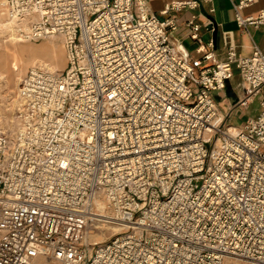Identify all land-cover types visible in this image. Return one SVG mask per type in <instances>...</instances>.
Returning a JSON list of instances; mask_svg holds the SVG:
<instances>
[{"label": "built area", "instance_id": "1", "mask_svg": "<svg viewBox=\"0 0 264 264\" xmlns=\"http://www.w3.org/2000/svg\"><path fill=\"white\" fill-rule=\"evenodd\" d=\"M252 2L238 25L264 35V8L240 13ZM200 4L161 19L147 0H7L20 37L61 36L67 63L30 67L17 130H0V264H264V51L241 57L224 32L220 61L192 15L193 55L175 13ZM229 85L234 107L261 94L257 117L223 114L214 93ZM100 197L126 229L87 243Z\"/></svg>", "mask_w": 264, "mask_h": 264}, {"label": "rangeland", "instance_id": "2", "mask_svg": "<svg viewBox=\"0 0 264 264\" xmlns=\"http://www.w3.org/2000/svg\"><path fill=\"white\" fill-rule=\"evenodd\" d=\"M20 25L10 21L7 0H0V130L13 135L17 130L15 110L18 102L21 80L34 64L42 62L54 69H63L67 63V50L61 36L40 40L22 39ZM58 54V55H57ZM59 57V58H58ZM237 80L234 79V85ZM220 92H215L217 98ZM260 98L253 101V106H260ZM246 121L245 114L234 113L233 125ZM110 218L94 221L89 229V243L105 241L116 235L121 227L116 225L114 213L108 205ZM94 224V225H93ZM91 248V246H90ZM44 264V261L41 262ZM223 264H254L243 257H225Z\"/></svg>", "mask_w": 264, "mask_h": 264}, {"label": "crops", "instance_id": "3", "mask_svg": "<svg viewBox=\"0 0 264 264\" xmlns=\"http://www.w3.org/2000/svg\"><path fill=\"white\" fill-rule=\"evenodd\" d=\"M150 8L161 19H165L167 15H162L161 11L165 8V5L174 1L185 0H147ZM200 8L197 9H184L181 12L175 13L179 19L178 28L173 32L174 37L181 42L187 49L193 54L197 55L195 49L197 43L189 37L190 28L186 26V21L191 18L192 15H196L195 22L202 26L199 34L202 39V44L205 48L211 49V45L216 52V55L220 61L226 60L223 47V33L231 32L233 40L237 45V53L241 57H247L252 54L253 47L257 44L264 51V35L263 27L256 25H247L245 28H240L236 19V5L241 0H200ZM264 8V0H253V2L244 7L240 13L243 17H257L259 12ZM171 14H174L171 12ZM213 20L218 27V38L216 44L213 41V32L209 31L206 26L209 23L208 20ZM235 77L231 81V85L236 87L239 83L240 75L238 70L235 71ZM0 76L2 74L0 73ZM234 79L237 80L234 85ZM229 85L225 91L219 93L217 100L220 101V106L223 114L231 113V118L234 113L245 114L246 121L249 118L257 117L261 111V106H253V101L256 98L262 99L261 94H257L252 101L246 107H234V102L237 99L236 92L232 90ZM245 121V122H246ZM244 122V123H245ZM243 123V124H244ZM241 124V125H243Z\"/></svg>", "mask_w": 264, "mask_h": 264}, {"label": "bare ground", "instance_id": "4", "mask_svg": "<svg viewBox=\"0 0 264 264\" xmlns=\"http://www.w3.org/2000/svg\"><path fill=\"white\" fill-rule=\"evenodd\" d=\"M58 55V54H57ZM59 58V57H58ZM39 63H42V62H39ZM37 64V63H36ZM34 64V65H36ZM44 64V63H42ZM33 65V66H34ZM51 68V67H50ZM54 69V68H52ZM222 116L223 114L221 113L220 114V117L218 119V122H220V120L222 119ZM95 213H96V216H95V220L94 221H104L105 218H110V215H109V210H108V201L105 197H100L97 202H96V209H95ZM94 225V224H93ZM116 225L120 226L121 227V230L118 231V232H121L123 231L124 229H126V227H124L122 224H119L117 223ZM91 235L90 233L88 232V235H87V243H89V239H90ZM93 242H100V241H93ZM227 257H238V256H234V255H227ZM34 264H40L38 261H36ZM255 264V263H254Z\"/></svg>", "mask_w": 264, "mask_h": 264}, {"label": "water", "instance_id": "5", "mask_svg": "<svg viewBox=\"0 0 264 264\" xmlns=\"http://www.w3.org/2000/svg\"><path fill=\"white\" fill-rule=\"evenodd\" d=\"M211 21H212V24L209 26L208 29L209 30L213 29V31H212L213 32V41L216 44L217 38H218V27L212 19H211Z\"/></svg>", "mask_w": 264, "mask_h": 264}]
</instances>
